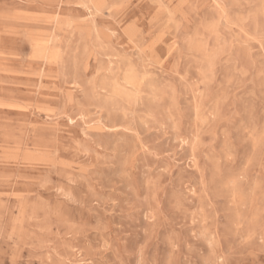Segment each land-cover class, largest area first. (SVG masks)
Here are the masks:
<instances>
[{"label": "rangeland", "instance_id": "1", "mask_svg": "<svg viewBox=\"0 0 264 264\" xmlns=\"http://www.w3.org/2000/svg\"><path fill=\"white\" fill-rule=\"evenodd\" d=\"M0 264H264V0H0Z\"/></svg>", "mask_w": 264, "mask_h": 264}, {"label": "bare ground", "instance_id": "2", "mask_svg": "<svg viewBox=\"0 0 264 264\" xmlns=\"http://www.w3.org/2000/svg\"><path fill=\"white\" fill-rule=\"evenodd\" d=\"M239 20V19H238ZM208 32V31H207ZM33 48V47H32ZM39 48V47H38ZM39 52H40V50H39ZM216 52V51H215ZM214 57V56H213ZM214 61V60H213ZM201 77V76H200ZM134 78H136V77H134ZM138 79V78H137ZM125 88H127V87H125ZM128 89V88H127ZM127 93V92H126ZM185 102V101H184ZM176 109V108H175ZM128 112V111H127ZM172 130V129H171ZM172 133V132H171ZM84 135V134H83ZM199 142V141H198ZM199 146V145H198ZM193 148V147H192ZM198 148V147H197ZM198 150V149H197ZM263 217V216H262ZM240 218V217H239ZM250 221V220H249Z\"/></svg>", "mask_w": 264, "mask_h": 264}]
</instances>
